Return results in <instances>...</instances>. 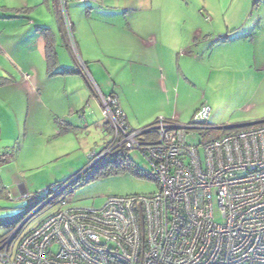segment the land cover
I'll return each instance as SVG.
<instances>
[{
	"label": "built area",
	"instance_id": "2783aa9c",
	"mask_svg": "<svg viewBox=\"0 0 264 264\" xmlns=\"http://www.w3.org/2000/svg\"><path fill=\"white\" fill-rule=\"evenodd\" d=\"M59 5L76 51L65 1ZM79 70L90 83L82 63ZM90 87L111 141L89 153L88 168L137 151L157 190L68 208L69 184L61 186L48 199L57 209L35 228L23 231L24 219L0 237V264H264V123L198 146L187 137L208 129V106L186 124L159 116L133 129L115 96Z\"/></svg>",
	"mask_w": 264,
	"mask_h": 264
},
{
	"label": "crops",
	"instance_id": "0c3cea01",
	"mask_svg": "<svg viewBox=\"0 0 264 264\" xmlns=\"http://www.w3.org/2000/svg\"><path fill=\"white\" fill-rule=\"evenodd\" d=\"M93 1L95 0L89 3L94 8L88 6L81 8V11L73 9L70 23L74 43L75 46L78 45L80 63L84 65L90 81L102 95H113L117 98L128 124L131 107L120 101L116 93L123 89L124 84L113 79L112 75L116 74L118 77L121 66L132 70L129 74L131 83H126L131 87L129 92L135 95L130 99L150 101L159 89L164 94L166 83L174 84V88L188 86L212 90L217 87L205 105L210 108V113L213 109H217L218 113L223 112L222 118L217 113L214 115L218 118L216 122H222L225 129L252 127L264 123V0H206L207 3L202 2L206 7L205 14L211 15L208 14L205 18L200 17V12L188 16L187 12L176 9L186 8V2ZM2 4L0 2V7L4 6ZM40 5L38 2H18V8L28 17L25 21L26 28H23L26 33L21 31L18 41L23 43L27 42L25 39L28 40L24 50L35 53L43 63L45 71L39 69V63L33 65L28 60L23 65L21 58L18 63L10 60L9 64L18 72L19 77L25 70H29L33 76L31 83L25 86L21 81L18 84L21 87L20 92L30 88L36 101L45 102L49 113L55 117L66 114L72 108L77 109L81 103L77 101L74 104L69 98L64 100L51 87V81L70 75L68 72L61 73L68 68L63 65L65 58L60 59V54L62 55V51L72 52L64 26L59 21L63 50L56 51L53 36L58 73L47 75L43 31L34 29L35 21H30ZM108 9L113 15L107 13ZM174 15L177 16L175 20L185 19L187 25H193L190 32L174 31ZM203 24H207L206 30L203 29ZM6 51L7 48L0 42V57L5 59ZM10 52L17 55L18 50ZM76 66V71L71 75L85 79L91 91L89 107L92 113L94 110L91 106L100 104L98 101L93 102L91 82L88 83L80 72L79 63ZM4 70L0 66V72ZM149 70L158 71L155 73L157 79H149ZM102 73L112 79V87L104 84ZM13 85L17 86L8 79L0 81V111L12 110L6 102V89ZM199 107L191 111L189 120ZM156 116L168 118L154 113L146 115L136 124H148ZM174 116L179 119L177 113ZM171 118L183 124L175 117ZM64 124L70 126L69 123Z\"/></svg>",
	"mask_w": 264,
	"mask_h": 264
},
{
	"label": "rangeland",
	"instance_id": "374dc122",
	"mask_svg": "<svg viewBox=\"0 0 264 264\" xmlns=\"http://www.w3.org/2000/svg\"><path fill=\"white\" fill-rule=\"evenodd\" d=\"M64 1L65 11L70 21H72L73 9L77 8L81 11V8L92 7L90 1L84 3L74 0ZM99 1L135 2L133 0H95L93 2ZM172 1L186 2V8L176 7V9L187 12L188 16L195 12H200V17L204 18L208 14L211 15L210 13L205 14L206 7L202 2L206 0H146V2ZM0 2L4 5L0 7V42L7 48L5 59L0 57V66L5 69L4 72H0V77L17 85L6 89V102L12 110L0 111V155L7 153L8 157L5 164L0 166V218L16 215L24 209L28 201L44 198L48 195L47 189H51L50 196H52L57 188L67 184L69 185L65 191L68 192L65 207L68 208H99L109 196L147 195L155 192L157 186L147 175L149 166L137 151L126 153L128 160L126 164L120 161L121 159H117V162H120L117 167L113 163L105 165L104 168L98 166L88 168L89 153L93 150L99 151L104 144L110 142L111 132L101 115L100 105H92L94 112L90 111L91 101L89 100L92 96L85 79L71 75L76 71V64H80L78 45L75 46L76 51L69 47L72 53L62 51V55L60 54V59L65 58V62L62 63L67 66L70 75L51 81V87L64 100L69 98L74 101V104L80 101L81 104L77 109L72 108L64 115L58 114L53 117L45 102L36 101L35 95L30 93V88L25 89L26 91L22 89L23 91L20 92L21 87L18 84L22 81L23 85H30L33 76L29 70H25L19 77L18 72L9 64L10 60L18 63V59L21 58L23 65L27 63V60L33 65L39 63V69L43 72L45 70L43 63L35 56V53L24 50L28 40L25 39L27 42L23 43L18 41V34L21 31L26 33V29L24 31L23 28L26 26L25 21L28 20L25 13L18 8V2L41 3L30 21L32 23L35 21L34 29L53 34L52 37L54 36L57 46L56 51H60L63 50L60 22L62 26L64 25L60 0H0ZM108 10L107 13L113 15V12ZM18 15L22 16L18 17ZM175 17L177 16L174 15V31L190 32L193 25H187L185 19L175 20ZM199 24L202 25V23ZM206 27H208L207 24H203L204 30ZM10 50H18L17 55L12 54ZM55 69L57 70V67ZM130 71H132L131 68L121 66L119 76L112 75L113 79L124 84L123 89L116 93L120 101L131 107L128 120L133 129H140L154 122L159 116L148 124L142 126L136 124L146 115L154 113L168 118L175 117L179 122L186 124L189 122L191 111L208 103L207 99L210 95L213 96L212 92L217 89L215 87L212 90H204L188 86L174 88V84L166 83L164 94L160 93L159 89L150 101L130 99L135 96L129 92L131 87L127 85L131 83ZM156 72L149 70L150 80L156 78ZM102 74H104L102 75L104 84L112 87V79L105 73ZM98 85L101 86L99 83ZM92 100L97 102L95 97ZM216 110L213 109L209 115L208 129L190 131L191 135L187 137L188 143L199 146L233 132L232 129H225L222 122H216L218 118H215L214 113L221 115V118L224 115L223 112L219 114ZM174 113L178 114L179 119L174 116ZM64 123H69L71 127ZM113 167H116L114 171L104 173L105 170H111ZM93 169L96 171L94 172ZM8 194L11 199L7 198ZM56 209V206L43 209L26 223L23 231L35 228ZM215 214H217L216 210ZM216 219L219 220L218 216ZM1 222L0 220V237L5 233Z\"/></svg>",
	"mask_w": 264,
	"mask_h": 264
},
{
	"label": "trees",
	"instance_id": "16d2710c",
	"mask_svg": "<svg viewBox=\"0 0 264 264\" xmlns=\"http://www.w3.org/2000/svg\"><path fill=\"white\" fill-rule=\"evenodd\" d=\"M71 30H72V25H71ZM44 35V41H45V46H44V57H45V63H46V71H47V75L48 76H53L55 74H57L58 72H56L55 68L57 67L58 63H57V58H56V53L54 50V40L52 35L48 32V31H44L43 32ZM67 70H64L63 72H61L62 74L67 73ZM107 124V123H106ZM108 126V124H107ZM250 127V126H249ZM249 127H242V128H234L232 129L233 132H237L241 129H245V128H249ZM109 128V127H108ZM232 133V132H230ZM8 157H7V153L0 155V166H2L3 164H5V162L7 161ZM115 159V160H114ZM113 161L107 160L104 163H100L97 164L95 166H98L99 168H104L105 165L108 164H113L115 163L116 167L118 165L117 159H121L120 161H123L125 164L128 163V160L126 158H114ZM117 162V163H116ZM121 162V163H123ZM123 163V164H124ZM129 165V164H127ZM94 166V168H95ZM107 167V166H106ZM115 167V168H116ZM114 167L111 170H105V174L109 173L111 171H114L115 169ZM93 171L95 172L96 170L93 169ZM138 173V172H137ZM48 195L45 196L44 198H38L37 200H31L28 201V204L24 207L23 210H21L19 213H17L16 215L7 217V218H0V220L2 221V227H4L5 229V233L2 236H5L7 234H9L12 230H14L24 219H26L30 214H32L36 209H38L37 211H35L27 220V222L33 217L35 216L37 213H39L40 211H42L45 208L51 207L53 204V199H49L50 195H51V189H47ZM48 200V201H47ZM47 201V202H46ZM46 202V203H45ZM26 222V223H27ZM25 223V224H26ZM24 224V225H25ZM1 236V237H2Z\"/></svg>",
	"mask_w": 264,
	"mask_h": 264
},
{
	"label": "water",
	"instance_id": "95a60500",
	"mask_svg": "<svg viewBox=\"0 0 264 264\" xmlns=\"http://www.w3.org/2000/svg\"><path fill=\"white\" fill-rule=\"evenodd\" d=\"M38 209H39V208H38ZM38 209H37V210H38ZM37 210H35V211H37ZM33 213H34V212H33ZM33 213H32V214H33ZM32 214H30V215L25 219V221H26V220H27Z\"/></svg>",
	"mask_w": 264,
	"mask_h": 264
}]
</instances>
